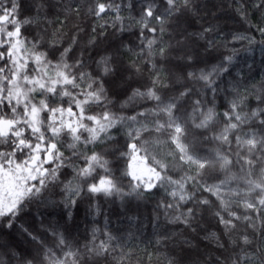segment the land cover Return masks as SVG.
<instances>
[{"label": "snow or ice", "instance_id": "1", "mask_svg": "<svg viewBox=\"0 0 264 264\" xmlns=\"http://www.w3.org/2000/svg\"><path fill=\"white\" fill-rule=\"evenodd\" d=\"M0 264H264V0H0Z\"/></svg>", "mask_w": 264, "mask_h": 264}, {"label": "trees", "instance_id": "2", "mask_svg": "<svg viewBox=\"0 0 264 264\" xmlns=\"http://www.w3.org/2000/svg\"><path fill=\"white\" fill-rule=\"evenodd\" d=\"M237 26H238V25H237ZM124 59L127 60V57H125ZM257 60H259V57H257ZM258 67H261V66L258 64ZM258 80H259V78H257V86H259V85H258ZM163 150H167V149H166V146H165V148H164ZM113 166H114V168H115V167H123V166H124V162H123V161H120L118 164H115V163H114ZM118 226H119V225H118ZM82 227H83V225H82ZM130 242H131V241H130Z\"/></svg>", "mask_w": 264, "mask_h": 264}]
</instances>
